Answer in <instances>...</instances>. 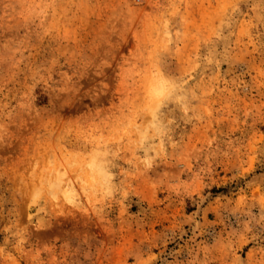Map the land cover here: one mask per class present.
<instances>
[{"label":"rangeland","instance_id":"374dc122","mask_svg":"<svg viewBox=\"0 0 264 264\" xmlns=\"http://www.w3.org/2000/svg\"><path fill=\"white\" fill-rule=\"evenodd\" d=\"M0 264H264V0H0Z\"/></svg>","mask_w":264,"mask_h":264}]
</instances>
